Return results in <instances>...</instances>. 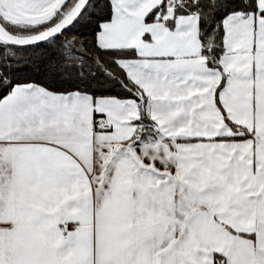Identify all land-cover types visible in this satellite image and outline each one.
I'll return each instance as SVG.
<instances>
[{"label":"snow or ice","instance_id":"1","mask_svg":"<svg viewBox=\"0 0 264 264\" xmlns=\"http://www.w3.org/2000/svg\"><path fill=\"white\" fill-rule=\"evenodd\" d=\"M0 264H264V0H0Z\"/></svg>","mask_w":264,"mask_h":264}]
</instances>
